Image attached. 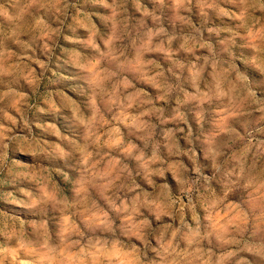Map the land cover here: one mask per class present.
<instances>
[{
	"label": "clouds",
	"instance_id": "obj_1",
	"mask_svg": "<svg viewBox=\"0 0 264 264\" xmlns=\"http://www.w3.org/2000/svg\"><path fill=\"white\" fill-rule=\"evenodd\" d=\"M0 238L264 264V0H0Z\"/></svg>",
	"mask_w": 264,
	"mask_h": 264
},
{
	"label": "rangeland",
	"instance_id": "obj_2",
	"mask_svg": "<svg viewBox=\"0 0 264 264\" xmlns=\"http://www.w3.org/2000/svg\"><path fill=\"white\" fill-rule=\"evenodd\" d=\"M145 2L147 3V0H145ZM53 61H55V57H53ZM39 70V69H38ZM18 156V158L24 159V160H30L29 157H24V156H19V154H16ZM0 240H2V238H0Z\"/></svg>",
	"mask_w": 264,
	"mask_h": 264
}]
</instances>
